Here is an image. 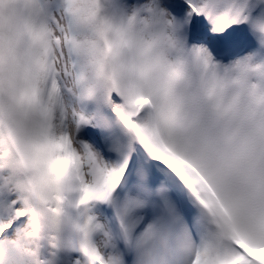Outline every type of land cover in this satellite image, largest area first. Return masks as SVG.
<instances>
[{"label":"snow or ice","instance_id":"6c2138e0","mask_svg":"<svg viewBox=\"0 0 264 264\" xmlns=\"http://www.w3.org/2000/svg\"><path fill=\"white\" fill-rule=\"evenodd\" d=\"M0 264H264V0H0Z\"/></svg>","mask_w":264,"mask_h":264}]
</instances>
